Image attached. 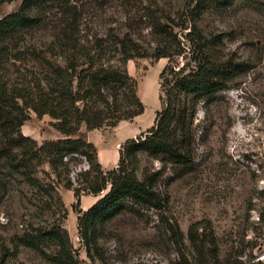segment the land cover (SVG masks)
<instances>
[{
    "label": "trees",
    "instance_id": "1",
    "mask_svg": "<svg viewBox=\"0 0 264 264\" xmlns=\"http://www.w3.org/2000/svg\"><path fill=\"white\" fill-rule=\"evenodd\" d=\"M207 1L196 0L178 17L170 13L155 18L152 46L142 43L130 26L125 31H84L82 11L72 0H23L18 10L0 17V166L47 196L44 210L55 214L59 210L49 224H30L16 248L40 250L53 264H116L100 244L102 225L130 209L165 205L168 199L160 189L164 171L169 168L182 174L196 161L202 143L196 123L199 104L226 90L234 79L236 63L224 50V34L208 32L200 24ZM44 29L50 33L36 39L34 32ZM162 57L169 62L160 72L162 107L155 122L127 139L118 165L106 170L97 145L80 135L82 126L88 130L115 127L142 114L146 105L139 81L127 63ZM32 111L39 117L50 115V123L62 137L39 143L24 134L22 126ZM78 156H84L89 166L73 178L70 164ZM143 156L158 160L161 166L141 168ZM45 163L50 171L41 168ZM40 171L47 179L38 175ZM60 185L74 191L73 209L79 214V231L90 262L81 258L64 225L68 209ZM83 193L102 196L83 209ZM259 221L264 223V211ZM173 231L181 241V230ZM46 248L54 249L53 253ZM9 251L2 248L5 258Z\"/></svg>",
    "mask_w": 264,
    "mask_h": 264
},
{
    "label": "rangeland",
    "instance_id": "2",
    "mask_svg": "<svg viewBox=\"0 0 264 264\" xmlns=\"http://www.w3.org/2000/svg\"><path fill=\"white\" fill-rule=\"evenodd\" d=\"M22 1H0V17L18 10ZM72 1L82 11L84 31H125L130 26L142 43L152 46L153 20L170 13L178 17L196 0ZM205 4L200 24L208 32L224 34V50L237 64L234 79L226 90L199 104L196 123L202 143L196 161L182 174L169 168L164 171L160 189L168 199L165 205L130 209L102 225L100 244L116 264H264V223L259 221V213L264 211V0H208ZM49 33L50 29L34 32L36 39ZM168 62L167 57L128 61L146 108L133 120L120 121L118 128L95 131V141L89 139L83 125L80 135L97 145L98 156L99 146L118 132L117 138H122L130 126L142 128L122 140V145L154 124L162 107L160 72ZM52 120L48 114L39 117L32 111L22 131L39 143L62 137ZM77 158L70 164L73 178L89 166L84 156ZM145 164L161 166L158 160L143 156L141 168ZM41 168L51 170L47 163ZM38 175L47 179L42 171ZM59 192L68 209L64 225L81 258L90 262L79 231V214L73 209L77 202L74 191L60 185ZM101 196L83 193L81 207L89 208ZM48 199L24 177L9 175L0 166V264H53L40 250L23 245L16 248L30 224L45 225L58 217L59 210L55 214L42 208ZM177 228L183 234L181 241L173 231ZM4 247L10 249L7 258ZM45 250L52 254L54 249Z\"/></svg>",
    "mask_w": 264,
    "mask_h": 264
},
{
    "label": "crops",
    "instance_id": "3",
    "mask_svg": "<svg viewBox=\"0 0 264 264\" xmlns=\"http://www.w3.org/2000/svg\"><path fill=\"white\" fill-rule=\"evenodd\" d=\"M117 128H118V126H117ZM141 129L142 128L137 129L134 126H130L128 128V132L124 133L122 138H117L118 135L121 133V132H118L117 137H115L113 140L110 139L109 142L107 144H105L104 146H99V159H100L103 167H105V169H107V170L111 169L118 164L119 157H120V146H121L122 140H124L128 136L136 135L139 130L141 131ZM97 130H99V129L88 130L89 139L94 140L93 136L95 135L94 133ZM96 142H98V141H96ZM115 143L117 144V147L115 146L116 145Z\"/></svg>",
    "mask_w": 264,
    "mask_h": 264
}]
</instances>
